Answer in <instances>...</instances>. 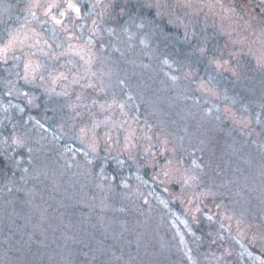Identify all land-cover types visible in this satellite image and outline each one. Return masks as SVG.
I'll use <instances>...</instances> for the list:
<instances>
[{
	"label": "rangeland",
	"instance_id": "1",
	"mask_svg": "<svg viewBox=\"0 0 264 264\" xmlns=\"http://www.w3.org/2000/svg\"><path fill=\"white\" fill-rule=\"evenodd\" d=\"M205 77L211 83L238 80L237 96L224 97L203 82ZM251 82L264 87V0H0V155L9 171H15V160L21 174H29L31 153L46 147L50 161L70 179L69 172L77 183L88 175L80 188L89 192L96 164L98 175L113 189L115 181L125 195L115 198L114 207L132 202L142 218L137 221L130 206V227L98 221L107 238L101 235L81 249L67 245L58 232L52 239L43 234L51 262L264 264L253 252L264 255L263 231L252 234L225 217L223 224L211 226L216 213L200 184L201 154L205 162L207 151L213 157L207 140L215 130L212 123L224 117L249 129V119L259 116L241 106L257 93L247 88ZM186 120L193 128L185 127ZM237 158L252 171L251 181L261 179L264 185L262 157ZM233 160L231 148L230 158L217 168L228 170ZM46 164L41 161L42 174ZM103 166L111 168L106 172ZM97 179V193H105V181ZM2 190L12 203L17 194L28 196L5 184ZM5 206L13 215L7 198ZM18 207L27 213L21 203ZM63 214L54 218L62 222ZM17 219L13 228L24 229L29 219ZM107 219L112 221L111 215ZM192 224L206 226V250ZM127 231H139L144 248ZM23 241L29 253L17 263L48 264L46 255L32 254L31 241Z\"/></svg>",
	"mask_w": 264,
	"mask_h": 264
},
{
	"label": "trees",
	"instance_id": "2",
	"mask_svg": "<svg viewBox=\"0 0 264 264\" xmlns=\"http://www.w3.org/2000/svg\"><path fill=\"white\" fill-rule=\"evenodd\" d=\"M203 82L214 84V88L218 90L217 92L226 98L237 96L236 90L238 89V85H240L238 84V80L229 82V79L226 77H223L222 81L216 78L212 83L210 78L205 77ZM235 83L237 84L236 89L233 87ZM254 83L255 82H251L247 88L254 87L257 93L250 95L248 99L245 97L246 100H242L241 106L245 108L244 112H249L252 116L258 114L255 110L258 111L259 116L249 119L248 128L251 127L249 129L238 127L230 119L224 117V122H219L218 124L212 123L215 130L213 133H209L211 136L207 140L211 139L208 145L209 148L212 149L213 157H208L207 154L209 151H207L205 162L204 156L201 154L202 159L201 161L199 160V162L201 167L200 173L203 177L200 178V181L202 180L200 184L202 187H205L204 193L207 197V203L212 204V208L216 213V217L212 220L211 226L216 228V223L223 224L224 222L222 219L225 217L226 219L239 222L240 227H247L252 234L258 235L260 234L259 231L262 230L264 235V185H261V179L256 181L252 178V181H254L253 183L249 176L251 175L252 177V171L244 170L247 168L243 167L244 164L242 163V159L237 158L241 155H243V157H250L251 153H257V157H262V162H264V96H261L259 93V90H262L264 87L260 84L257 88L256 83ZM224 85H226V87ZM253 96L258 98L255 104L258 105L259 108L253 103ZM225 102L224 104L229 103V101ZM233 106L236 110V103H234ZM186 122L185 127L193 128V122L188 120H186ZM0 128L2 129V126ZM17 131L21 134V138L27 137L25 131L20 129V127ZM28 139L31 142V147L35 149L37 145H33L31 138ZM45 141H41L42 143L39 144L43 145V143H47ZM231 148L234 160L230 168L228 170H221V167L217 168V165L220 166L223 160L230 158ZM235 152L241 155H237L236 157ZM22 154L24 153L22 152ZM31 155H34L35 158L31 160L29 158L28 163L27 156H29V154L24 159L27 163L26 165H29L26 170L29 174L25 175L21 174L22 172L19 170L20 167H17L15 160V171H9V165L4 162V157L0 155V264H21L22 261L17 263V257H25V255L29 253V246L25 244L23 240L27 242L31 241L30 243L34 244L30 251H32V254L37 256V258L46 255L48 264H56L51 262L53 258L52 250L48 249V246L41 242L43 234L52 239L51 234L54 235L58 232V236H62L64 239L67 237V245L77 243L81 249V247L90 244L91 241L98 240V237L101 235L107 238L108 234L105 231L107 228L102 229L98 221L113 222L119 225L123 221L130 227L134 214L131 207L135 208L137 212V221L141 218L132 202H130L132 204L130 205L131 207L128 205H116L114 207V204L117 202L115 198L123 199L125 195L122 193V190H120L121 187H119L115 181L111 184L115 188L113 189L109 186L108 180H103L100 173L98 175V166L96 164L94 166L93 180L90 179L87 185V188L88 186L90 187L88 192V189L85 191L83 188H80V183L84 180L86 181L88 175L81 176L77 183L73 179L75 177L74 174L69 172L70 179L66 172L63 173L64 169H61L62 166L57 168L50 161L51 154L49 148L44 147L43 150L39 148L37 151L35 150L32 152ZM14 158L17 160L18 156ZM42 160H46L47 162L44 174L40 172L42 169H39L41 168L40 165ZM251 164L252 163H250V165ZM32 166H34L33 170L31 169ZM110 168L111 167L105 168V171L107 172ZM241 170H244V172ZM108 176L109 174L105 175V177ZM97 178L101 181H105L103 182L106 188L103 190L105 193H97L100 190ZM61 180L63 181L61 186L58 187L57 184L55 189V184ZM3 184L13 186L20 192H28V196L26 197L21 194H17L16 197V200H19L18 204L21 203L22 206L27 209V213L20 211L18 204L15 202L16 200L13 203L8 202L10 195L7 196V194L3 192ZM63 188H66L68 193H62L65 190ZM22 189H26L27 191ZM6 198L9 207L8 210L10 212L12 210L13 215L6 214ZM126 198L129 199L128 197ZM135 204L137 205L138 203L136 202ZM57 211H59V213H64V218H62L63 223L54 218L55 213L59 214ZM146 214L148 213L146 212ZM110 215L112 221L107 219ZM113 215L114 217H112ZM97 216L102 220L97 219ZM21 218L29 219L26 226L23 227L24 229L13 228L11 222L15 219H17V221L24 220ZM192 226L195 233L199 234L202 238L200 248L206 250L210 246V244L205 245L204 243L207 239H210L208 233L203 230L206 226L203 224H192ZM90 229H92L93 232H89ZM127 234L135 237L138 241L137 244L144 248L146 243L141 244L139 231L136 233L127 231ZM107 240L108 239L105 241ZM223 245L216 246L221 257L226 255ZM41 247L44 248L43 252H39ZM93 252L95 253L97 251ZM253 252L264 261L262 252L257 251L255 248H253ZM243 256L246 257V255ZM239 259L242 260L241 258ZM80 261L83 260L80 259ZM231 263L235 264L234 262ZM26 264L34 263L29 262Z\"/></svg>",
	"mask_w": 264,
	"mask_h": 264
},
{
	"label": "flooded vegetation",
	"instance_id": "3",
	"mask_svg": "<svg viewBox=\"0 0 264 264\" xmlns=\"http://www.w3.org/2000/svg\"><path fill=\"white\" fill-rule=\"evenodd\" d=\"M70 6H80V5H70Z\"/></svg>",
	"mask_w": 264,
	"mask_h": 264
}]
</instances>
